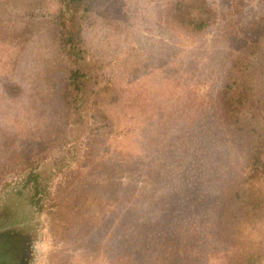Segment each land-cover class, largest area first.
Masks as SVG:
<instances>
[{
	"label": "rangeland",
	"instance_id": "1",
	"mask_svg": "<svg viewBox=\"0 0 264 264\" xmlns=\"http://www.w3.org/2000/svg\"><path fill=\"white\" fill-rule=\"evenodd\" d=\"M37 1L0 0V214L29 228L35 264H169L174 239L178 262L223 264L218 195L241 175L247 149L217 93L264 0H207L218 20L195 38L165 24L173 0H95L85 49L95 90L108 91L104 113L85 115L83 140L94 143L79 171L57 149L35 171L13 163L65 122L57 82L68 64L43 16L56 2ZM30 172L45 182L42 209L23 188ZM59 187L69 211L56 225Z\"/></svg>",
	"mask_w": 264,
	"mask_h": 264
},
{
	"label": "trees",
	"instance_id": "2",
	"mask_svg": "<svg viewBox=\"0 0 264 264\" xmlns=\"http://www.w3.org/2000/svg\"><path fill=\"white\" fill-rule=\"evenodd\" d=\"M94 1L55 0L54 10L43 15L50 39L68 64V70L57 82L65 122L54 127L56 130L47 135L35 152L26 153L23 160L13 161L21 169H34V163L45 160L55 149L65 153L69 165H76L74 170L79 171L88 156L91 159L94 138L90 142L83 140L84 118L89 109L104 113L100 106L106 103L101 101L108 91L107 86L95 90L96 66L88 59L85 49L84 30ZM36 3L42 4L43 0ZM163 18L167 27L195 38L217 23L218 14L207 0H173L166 5ZM247 29L249 37L243 36L231 57L217 93L219 110L227 128L234 141L244 142L247 149L241 175L228 182L231 184L218 195L222 204L221 207L218 204L214 229L220 230L222 242L229 246L220 257L223 264H264V11ZM26 31L19 34L24 35ZM88 146L90 150L86 151ZM43 183L38 173L30 172L23 184L30 193V202L39 209L44 207L38 198ZM66 188L59 187L61 192L53 199L61 202L58 208L65 207L56 210L51 218L56 225L69 211V204H62L66 200ZM92 199L98 201L96 196ZM75 205L79 206V200L73 203V208ZM50 207L47 204L45 211ZM174 240H171L173 247L166 250L168 262L182 264L178 262L182 248Z\"/></svg>",
	"mask_w": 264,
	"mask_h": 264
},
{
	"label": "flooded vegetation",
	"instance_id": "3",
	"mask_svg": "<svg viewBox=\"0 0 264 264\" xmlns=\"http://www.w3.org/2000/svg\"><path fill=\"white\" fill-rule=\"evenodd\" d=\"M35 239L21 221L0 214V264H35Z\"/></svg>",
	"mask_w": 264,
	"mask_h": 264
}]
</instances>
